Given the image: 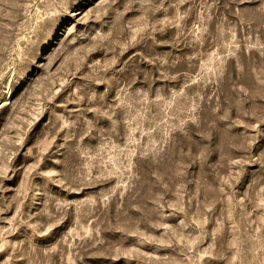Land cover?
<instances>
[{
  "label": "rangeland",
  "instance_id": "rangeland-1",
  "mask_svg": "<svg viewBox=\"0 0 264 264\" xmlns=\"http://www.w3.org/2000/svg\"><path fill=\"white\" fill-rule=\"evenodd\" d=\"M0 264H264V0H0Z\"/></svg>",
  "mask_w": 264,
  "mask_h": 264
}]
</instances>
